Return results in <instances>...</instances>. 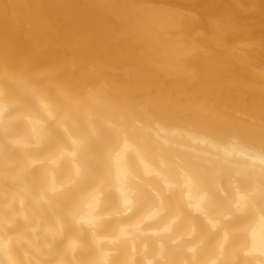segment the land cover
Wrapping results in <instances>:
<instances>
[{
    "label": "bare ground",
    "instance_id": "1",
    "mask_svg": "<svg viewBox=\"0 0 264 264\" xmlns=\"http://www.w3.org/2000/svg\"><path fill=\"white\" fill-rule=\"evenodd\" d=\"M0 64L63 82L106 139L119 127L152 159L236 179L264 167V0H0ZM18 101L21 89L0 92L4 168L24 131Z\"/></svg>",
    "mask_w": 264,
    "mask_h": 264
},
{
    "label": "clouds",
    "instance_id": "2",
    "mask_svg": "<svg viewBox=\"0 0 264 264\" xmlns=\"http://www.w3.org/2000/svg\"><path fill=\"white\" fill-rule=\"evenodd\" d=\"M14 88L24 131L0 166V264H44L56 241L54 264H264V167L236 179L152 159L119 127L106 139L63 82L0 64V92Z\"/></svg>",
    "mask_w": 264,
    "mask_h": 264
}]
</instances>
